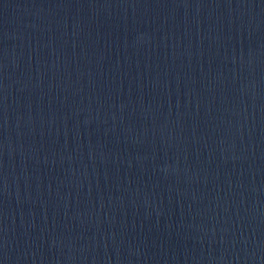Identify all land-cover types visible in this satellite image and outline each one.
<instances>
[{"label":"water","instance_id":"water-1","mask_svg":"<svg viewBox=\"0 0 264 264\" xmlns=\"http://www.w3.org/2000/svg\"><path fill=\"white\" fill-rule=\"evenodd\" d=\"M0 264H264V0H0Z\"/></svg>","mask_w":264,"mask_h":264}]
</instances>
